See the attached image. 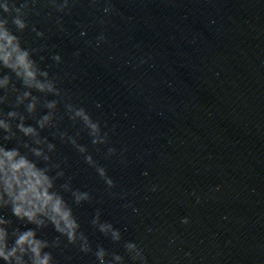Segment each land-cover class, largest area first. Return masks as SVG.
I'll return each mask as SVG.
<instances>
[{"label":"water","instance_id":"obj_1","mask_svg":"<svg viewBox=\"0 0 264 264\" xmlns=\"http://www.w3.org/2000/svg\"><path fill=\"white\" fill-rule=\"evenodd\" d=\"M112 3L105 25L87 0L67 16L88 111L109 133L95 149L117 184L100 181L106 222L149 264H264V0Z\"/></svg>","mask_w":264,"mask_h":264},{"label":"clouds","instance_id":"obj_2","mask_svg":"<svg viewBox=\"0 0 264 264\" xmlns=\"http://www.w3.org/2000/svg\"><path fill=\"white\" fill-rule=\"evenodd\" d=\"M81 2L3 0L0 3V139L4 142L0 143V261L3 264H61L58 257L65 256L72 249L82 257H91L93 264H149L145 249L136 242L124 240L119 229L102 221L99 209L90 221L92 227L122 247L124 254L100 245L93 247L81 230L73 207L62 193H69L75 206L93 203L95 198L89 191L73 188L74 174H69L66 161L54 159L58 156V149L53 141L70 145L102 181L109 195H114L116 181L109 175L107 167L97 162L88 145L81 144L78 139L82 130L90 138L91 146L99 152L109 143V133L104 131L107 124L102 127L85 107L65 99L59 87L60 78L41 67L44 57L40 53L46 50L44 46L25 47L22 42V34L29 30L37 40L45 39V32L29 23V17L41 16L42 9L50 10L46 22H53L58 31L70 34L64 27L63 17L71 16L75 5ZM87 3L102 13L96 17L101 25L107 22L104 17L110 18L117 11L112 0H87ZM101 3L104 7L97 8ZM85 36L86 32L81 31L79 38ZM84 42L88 47L99 48L107 43V38L101 33L96 37L95 45L90 40ZM73 55L78 59L79 50ZM34 56H39V63ZM52 60L57 67L64 63L58 54L53 55ZM95 107L100 109L102 104L97 101ZM65 115L73 128L78 129L75 135L61 127ZM30 118L35 121V126L27 124ZM45 131L48 136L41 135ZM12 141H16L17 146L7 148L6 143ZM116 156L115 148L107 149L105 159ZM143 175L146 176L147 172ZM58 182H61L59 186ZM152 191L156 188L153 187ZM124 207L138 212L132 204ZM5 210L10 215L5 214ZM14 221L35 227L21 230ZM180 222L187 225L190 221L182 218ZM49 225L57 236L52 240L39 238L38 230Z\"/></svg>","mask_w":264,"mask_h":264}]
</instances>
